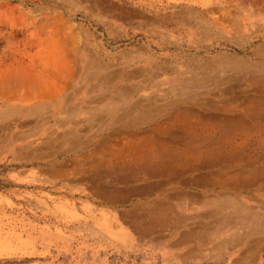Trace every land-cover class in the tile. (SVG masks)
<instances>
[{"label":"rangeland","instance_id":"obj_1","mask_svg":"<svg viewBox=\"0 0 264 264\" xmlns=\"http://www.w3.org/2000/svg\"><path fill=\"white\" fill-rule=\"evenodd\" d=\"M236 64L243 68L234 70ZM24 76L37 77L40 89L18 83ZM146 78L160 85L141 93L135 87ZM0 85V264H264L262 245L255 247L264 239V191L194 183L227 170L239 173L240 184L264 189V104L245 109L221 101L264 96V0H0ZM125 85L157 100L173 87L180 97L209 91L215 106L165 110L192 120L214 116L221 123L214 137L243 141L236 157L219 168L191 161L181 182L162 186L157 181L171 176L131 179L128 168L107 171L99 183L81 179L92 158L108 159L116 146L114 133L89 116L97 106L92 98ZM38 92L53 104L67 96L72 109L52 115L50 105L27 115ZM147 114L163 123L162 113ZM71 120L84 140L73 148L60 138ZM146 120L131 133L144 135ZM39 131L49 144L32 137ZM234 202L254 217L220 223L219 216L234 215ZM201 225L193 237L211 239L194 253L185 255L189 244L171 246ZM222 240L227 246L213 248Z\"/></svg>","mask_w":264,"mask_h":264},{"label":"bare ground","instance_id":"obj_2","mask_svg":"<svg viewBox=\"0 0 264 264\" xmlns=\"http://www.w3.org/2000/svg\"><path fill=\"white\" fill-rule=\"evenodd\" d=\"M232 68L234 70H239L240 68H243V64H236V65L232 66ZM97 75L98 74H92V76H91L89 74L88 78L89 79H92L94 77L96 78ZM104 79L106 81H109L110 77H108V75H106V76H104ZM39 82L40 81L35 76L34 77L24 76L21 78L20 82H18V83H20L22 85H24V84L29 85V86H31V89L36 90V87H38V89H40L39 88ZM159 82H154L151 78H146V79H143V82L140 83L139 86H136L135 88L138 87L137 89L140 90V92H141V90H145V88H149V87L152 88V90H153V88L155 89L156 86L160 85ZM138 90H132L128 87V85L118 86V87H115V89H114V91L116 92V94H114V95L113 94H107V95L106 94H102V95L99 94V95L95 96L94 98H92V101L95 102V104L97 106H95V107L92 106V108H89V110H90L89 116H91L92 118L97 116V118L99 120H101V122H103L102 126H101L102 129L109 128L111 130V132L114 133V136L112 138H114L115 141L113 142V144H116V146L112 147L111 150L106 151L107 155L109 156L108 159H103L104 156H102V155L100 156L99 160L97 159L98 161L96 159L94 160V158H92L90 160V163L88 164L89 167L86 168V174L83 173L84 175H82V176L80 175L81 179H84L85 181L92 182V183H95V182L99 183L102 181V176L108 174L107 171L109 173H111L114 171L116 172L119 169L122 170V168H128L130 172H133L131 174V176H133L131 179L138 178L139 176L141 178H142V176L143 177H151V178H157L158 176H162L164 178L166 176V178H167L168 176H171V179H169V180L165 179L162 181H157L156 184L158 186H160V185L162 186V185H167V183H170V182L176 183L177 181H180L179 177H181L182 175L187 173V171L185 173V170H182L183 167L188 166L189 169L191 170V168H190L191 161H195L194 165L196 164L197 165L196 167L205 168V167L211 166V167L219 168L220 165H223V163L225 161L231 162V159L233 157H236L234 155L237 152V148H238L239 144L243 143V141L237 142L234 139L231 140V139H228L226 137H222V138L214 137L216 131L219 130V127L221 125V123L218 122V120L215 119L214 116L208 115V114L207 115H204V114L199 115L198 114L200 116L201 120H196V119L192 120L189 117L186 118L184 115H182L179 112L178 113L177 112H174V113L170 112L169 113V112H166V110H165V109L170 108V107H175L177 109H185V108L203 107V106H207V105L215 106L216 100L211 99L209 97V95H210L209 91L204 90V91H201L200 93H197V94H195V93H193V95L190 94L191 96L180 97V93L175 91V89L173 87L167 91V93L165 94L164 97L157 100L153 97H150L149 95H148V97H139L140 93L137 92ZM120 92L122 93L123 97L117 96ZM136 92L138 93L137 98L134 97ZM171 94H173L175 96V98H173L172 100H170ZM65 95H67V94H65ZM143 96H145V95H143ZM31 99H32V102H31L32 107L27 108V109H25V111H23L27 115L37 114L40 112V110H44L47 108V106H50V105L52 106V111H53L52 115L55 114V111H60V110H62L64 112L67 111L69 113V108H71L70 105L67 104L69 101L67 96L59 99V101L54 103V104L52 102L48 103V102L44 101L43 97L40 95L39 92L36 93ZM221 101L223 102V105H231L232 106L235 104L236 105L240 104V105H242L243 108L247 109L248 107L250 108L254 104H264V96L262 97V96H257V95H254V96L248 95V96L243 97L241 99H222ZM65 106H67V107H65ZM149 110H154V111H158V112L162 113V120L161 121L163 123H159V122H155V121H149L150 118L147 119V117L149 116L147 114V111H149ZM191 112L195 113L198 111L194 112V110H193ZM68 113H67V115H71V113L70 114H68ZM222 118H225V117H222ZM145 120L149 123L150 128L146 131V133L144 135H142V134L136 135V134L131 133V131L133 132L136 128L139 127V125L141 123H144ZM28 122H29V120H26L25 124ZM71 122H73V128L71 126L70 130L66 131L63 135L60 136V138H63L66 141H68V144L71 145L70 147L73 148L76 145H78L79 142L84 141V140H83V134L79 133L81 129H78L79 127L76 128L79 124L76 123V121H74V120H71ZM109 122H111V123H109ZM89 129H90V125H89ZM125 131H126V135H123L121 137L120 134L122 132H125ZM229 132L230 131L227 130V133H229ZM44 134H45L44 131H39V132H36L35 134H33L32 137L37 138L39 140H42L41 145H47V144H49L50 139H49L48 134H47L48 137L47 136L44 137ZM109 135H107L106 138L110 137ZM116 136H118L117 139H115ZM120 138H122L123 140L122 139L120 140ZM44 139H48V140H44ZM99 141H101V140H99ZM108 141H109V139H108ZM99 146H100V144H99ZM92 147L94 148V146H92ZM221 147H223L224 152L222 151ZM68 152H69L68 150L63 151L64 154H68ZM104 153L105 152H103V155H104ZM86 156H88V155H86ZM221 161L222 162L224 161V162L222 163ZM78 166H79V164H78ZM61 167H63V166H61ZM61 167H59V168H61ZM99 169H101V170H99ZM192 169H195V168H192ZM221 171L223 172L222 173L223 175L222 174L221 175H214L212 173L204 174V175H201V177H198V179L196 178L194 183H196L197 185H201V184H205V185L207 184L209 186H215L216 185L219 188H226L230 192H240L242 190L248 189L249 187L255 189V191H259V192L264 191V189H261L260 186H257L256 184L248 185L246 180L242 184H240L239 180H237L239 177L238 172H228L227 170H221ZM182 172H184V173H182ZM217 172L218 171H216L215 173L216 174L221 173V172L220 173H217ZM56 175H57V173H56ZM59 175L64 176L66 178V176H65L66 173L65 172L63 173V169H59ZM247 176H249V175H247ZM244 179L245 178H243V180ZM71 180H72V178H71ZM121 180L124 181L125 178H122V177L116 178V181H118V182ZM156 180H159V179H156ZM254 180H256V179H253L252 181H254ZM126 181H128V180L126 179ZM108 182H110V181H108ZM151 183H153V182H151ZM178 196H179V193L176 194V196L173 195V198H177ZM224 198L226 199V200L224 199V201H227L228 203L230 202L229 204L233 203V201L231 200L229 195L225 196ZM211 203H214V202L211 201ZM201 204L205 205L204 201H201ZM224 204L226 205V202ZM235 204L236 203L234 202V204H233L234 205V211H233L234 215L232 214V216H228V215H230V214H228L227 216H224V215L219 216L220 221H221L220 223L226 222V223L230 224V223L234 222V224H235L236 221H244V220H248V222H249L250 219H252L254 217L253 216L254 215L253 209H251L249 207L247 208L248 210H250V209L252 210V213H250L249 211L244 209V207H242L238 204H236V205ZM230 206H228V207H230ZM222 208H224V207H222ZM156 210L158 211V213L159 212L161 213V210H159L158 208L155 209V211ZM170 212L171 211H169V213ZM210 213L211 212H209V214ZM228 213H230V212H228ZM255 213H257V212H255ZM209 214L208 213L204 214L203 218H204V216H208ZM168 216H167V218H168ZM261 217H262V215L258 218H261ZM256 220H255V222L260 221V219L258 221H256ZM261 220H263V218ZM214 221H216V220H214ZM252 222H253V220H252ZM255 222H253V223H255ZM260 222H263V221H260ZM220 223H219V225H220ZM244 224H245V222H244ZM247 224L249 225V223H247ZM262 225H264V224H262ZM252 226H253V224H252ZM202 227L203 226L201 225L199 227V229H195L194 232H192L188 229L189 231L183 233L182 237L179 239V242H176L173 244L171 243L172 244L171 246L179 247V246H183L184 243H185V245L190 244L191 242L197 243L198 238L193 239V234L199 230L201 231ZM208 227L209 226L207 225V228ZM254 227L257 228L256 226H254ZM203 230H204V228H203ZM210 231L211 230H209L208 232L210 233ZM243 232H242V234L241 233L240 234L243 235ZM202 235H203V233H202ZM237 236H239V234ZM252 236H254V235H252ZM247 237H249L248 234H247ZM233 238L232 239L234 241H232V242H235L236 244L241 243V240H240V243H238L239 238L236 237V235H235V237L233 236ZM257 239H259V238H257ZM250 241H251V239H250ZM250 241L248 242V240H247L248 243H246V244H251ZM252 242H253V240H252ZM243 243H244V241H243ZM256 243H257L256 244L257 246L255 245V247H259L260 245H262L261 249L260 248L259 249L262 250L264 253V239L261 238L260 240L256 241ZM240 246H241V244H240ZM248 247H246L247 250L248 249L250 250L251 248H248Z\"/></svg>","mask_w":264,"mask_h":264},{"label":"crops","instance_id":"obj_3","mask_svg":"<svg viewBox=\"0 0 264 264\" xmlns=\"http://www.w3.org/2000/svg\"><path fill=\"white\" fill-rule=\"evenodd\" d=\"M203 228L205 229V226H203ZM194 238H198V242L196 243H194V244H189L190 246H189V250L188 251H186V253H185V255H190V254H192V253H194L195 251L192 249V247H197V246H199L200 244H204V243H206V242H208V240H210L211 238L210 237H208V236H198V237H193V239ZM204 240V241H203ZM194 241V240H193ZM224 240H222L221 242H217L214 246H213V248H219L220 246H222V245H225V244H227V241L225 240L224 242H223ZM225 246H227V245H225ZM191 247V248H190ZM264 254V253H263ZM251 256L252 257H255L256 256V254L255 253H251Z\"/></svg>","mask_w":264,"mask_h":264}]
</instances>
